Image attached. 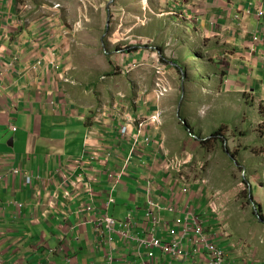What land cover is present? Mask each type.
<instances>
[{
  "label": "crops",
  "instance_id": "obj_1",
  "mask_svg": "<svg viewBox=\"0 0 264 264\" xmlns=\"http://www.w3.org/2000/svg\"><path fill=\"white\" fill-rule=\"evenodd\" d=\"M123 1L118 12L113 11L112 25L125 16L132 47L123 57L115 52L113 73L98 54V59L89 58L82 67L76 64L68 31L59 20L27 19V6L19 0H0V258L4 264H104L107 251L95 241V221L103 213L122 219L134 209V234L144 237L153 231V221L144 215L151 199L161 206L179 199L183 209L206 206L205 196L211 191L201 180L190 182V192L182 194L179 175L185 173L163 169L166 154L173 151L168 129L161 133L162 128H150L154 142L149 151L137 145L141 129L135 125L127 135L120 134L127 117L145 114L138 105L147 104L149 114L161 108L165 121L171 99L179 101L185 91L199 99L216 93H249L254 109L264 108V15L253 12L244 18L242 14L249 6L264 9V0H148L144 7L135 0ZM143 14L144 21L139 22ZM255 32L262 38L252 42L250 35ZM158 47L173 61L169 76H175L172 82L177 83L170 97L159 100L152 99L153 71L145 62ZM199 52L212 56L200 61ZM194 59L197 72L191 75L206 86L200 94L189 90L194 78L188 70L187 83L184 76L176 77L183 62ZM135 60L140 66L133 71H118ZM209 68L216 69L209 73ZM107 73L110 78L103 76ZM202 73L206 82L198 78L204 77ZM125 75L131 79L121 86L124 78L115 76ZM243 136L249 135H232L228 143L236 153L253 144L262 148L254 152L263 160L251 166L248 185L252 203L260 204L264 214V145H259L264 135H253L257 145L243 143ZM15 166L19 172L13 174L10 169ZM111 172L122 174L119 181L109 179ZM26 174L32 176L31 183L25 182ZM111 196L115 201L107 206ZM223 198L229 202L231 197ZM155 213L161 224H173V212L155 209ZM206 219L217 230L215 218ZM254 227L244 229L245 240L237 251L231 239H239L231 237L227 245L230 256L243 264H264V227ZM162 236L169 238L165 231ZM125 243L117 238L116 264H142L134 245L129 248ZM157 257L156 264H170L168 255L158 252ZM192 263L196 264L186 261Z\"/></svg>",
  "mask_w": 264,
  "mask_h": 264
},
{
  "label": "rangeland",
  "instance_id": "obj_2",
  "mask_svg": "<svg viewBox=\"0 0 264 264\" xmlns=\"http://www.w3.org/2000/svg\"><path fill=\"white\" fill-rule=\"evenodd\" d=\"M19 1L23 5L27 6L25 10L28 11H26V14H24V17L25 15L30 17L27 19H37L38 17L42 18L49 16L53 18L52 20H59L61 24L66 26L65 29H67L68 32H66L65 35L69 40L68 43L70 50L74 56L75 63L80 67H82V64H87L89 58L93 61L98 59V56H96L98 54L104 60L105 69H107V66L110 65L111 68L108 69L115 73V68L117 67L112 66V59L114 58V55L117 53L120 57H123L125 54L124 51L130 50L131 45L128 44L130 42L128 30L129 22L125 16H123L124 13L122 14L123 17L121 18V22L118 18V23H114L112 25L113 11L118 12L119 8L124 4L123 0ZM127 1L130 3V0ZM135 2L141 4L142 7H144L148 0H135ZM145 15L146 14L142 15V18H140L139 22L144 21ZM138 46L140 45H136V48ZM101 51L104 53H101ZM89 54H93V57H88ZM197 56H200L201 61V58L204 56L211 57L212 55H206L204 52H199ZM136 58L141 59L140 56H137ZM148 58H150L149 55ZM211 61L214 62L215 60ZM196 62V59H194V61L186 60L183 65L184 70H186V68L190 69V71L188 70L190 73L189 75L194 78V81L196 78L191 74L197 72L194 66V63ZM189 63L191 65L190 67H188ZM146 64H150L149 67H151L153 71L152 81H156V76L159 75V72L156 69L158 67H162L163 63L154 61ZM100 68L101 74L106 72V70L103 68V65H101ZM215 69L216 68H209L208 72L210 73ZM202 75L204 77L198 76V78L206 82L205 78H207V76L203 73ZM103 76L110 78L108 74H104ZM103 78L106 79L105 77ZM116 78H119L120 80L124 78V80L119 82L121 86L125 83L127 84L131 79L129 75H125V77L115 76V79ZM188 79L189 77L187 74L185 79L186 83ZM99 83H101V81H99ZM171 84L173 87L177 85V83L174 81ZM203 85L204 84L202 83L199 85L195 84V92L198 94L204 92L205 88H203ZM98 87L100 88V85ZM171 93H166L163 97L166 96V98H168L169 95L171 96ZM149 94L150 93L148 92L145 94L147 98H149ZM211 94L212 93L207 95ZM186 97L187 98L184 99L181 104H179V101H177L176 98L171 99V108L168 114L165 113L169 119L168 122L167 117L165 121L164 114H159L158 119L160 122H148V124L143 126L144 128H141L139 135H152L150 128L152 131H154V129L155 131H159V129L162 128L161 133H164V131L168 129L167 133L172 135L170 145L173 146V151H170V153L166 155H170V158L173 156V163H176L177 158H180L179 156L183 154V152H190L193 155L192 161L189 164H186L185 162L181 164V166L183 165L181 173H185V176H187L189 182L199 179L202 181L201 184L203 187H208L209 191L219 192V194L222 195H220L221 197H226V195L231 197L229 202L226 201L227 198L220 200L226 213L225 221L227 222V226L225 231L231 236L230 238L225 237L226 239L223 241L220 240L224 237L220 236L217 240L220 241L221 246L226 245L225 248H227V245L230 242L229 239H231V237L240 240L238 241L231 239L232 243L235 242L238 245H241V243L245 240L242 237L243 234H245L244 229L249 227L253 228L254 226V229H257V227H264L263 222L257 218L253 209V205L247 197V192L249 191L248 177H250L253 172L251 166L253 164H256L257 166V161L263 160V157L260 155L256 158L254 152H261L262 148H258L257 150V146H254L253 144V146L249 148H239L238 153H233L232 155H229L226 152V149L229 148V150L232 151L231 144L228 143L229 137L232 135H249L241 137L240 141L243 143L255 142V145H257L258 139H256V136L258 137V135H264V122L262 121L264 118V108L262 107L256 111L253 107L254 104L250 99L249 93H216L215 96H202L201 99H199L197 96H192L190 93H186ZM181 98L182 96L180 97V100ZM152 99H155V97H152ZM140 107H142V110L147 115H149L151 112L148 109L147 104L138 105L139 109L137 110L140 111ZM178 107L180 109V117H184V114L187 115L186 118L188 119V122L186 120L185 121L190 131L186 124H183L181 120L178 119ZM159 113H161V111H159ZM157 114L158 113L154 110L150 116V119L152 121H156ZM153 115H155L154 118L152 117ZM128 123L130 124L128 129L130 130L132 128L131 126L133 121L130 120ZM13 125L16 126L15 124ZM220 127V135L225 138L224 145H221L215 138H210L206 142L195 140L190 142L189 146L186 145V141L188 139H194L191 136L199 135L200 137L205 138V136L211 135L212 132L216 131ZM120 133L122 134L121 130ZM128 133L129 131H127V134ZM181 136L183 137L182 140L180 139ZM178 141H181L179 143L180 145L178 144ZM240 141H238L239 144L241 143ZM259 145H264L263 139H260ZM253 159L254 161H252ZM241 162H243L245 166H243ZM244 168L245 173H243ZM194 170L198 172L193 173ZM174 174L178 173L175 172ZM244 178H246L247 182L244 181ZM224 201L226 203H224Z\"/></svg>",
  "mask_w": 264,
  "mask_h": 264
},
{
  "label": "built area",
  "instance_id": "obj_3",
  "mask_svg": "<svg viewBox=\"0 0 264 264\" xmlns=\"http://www.w3.org/2000/svg\"><path fill=\"white\" fill-rule=\"evenodd\" d=\"M243 15L245 17L250 16L255 12L258 16L264 15V9L261 7L249 6L243 9ZM253 41H258L261 36L258 33L251 35ZM136 64L133 63L132 66ZM159 72L157 75L154 92L157 98L163 97L170 89L165 80V70L164 67H158L156 69ZM157 120L150 122H160L158 119L159 112H157ZM153 118L155 115L152 116ZM131 121H134L131 119ZM148 124V119L140 122V127ZM13 130H16V126L10 125ZM130 124L127 122L122 126V135H127V131L130 132L128 127ZM141 142L144 145L150 146L152 139L150 135L142 136ZM189 161V156H182L181 159L176 160V163H184ZM175 163V164H176ZM173 160L165 164V167L169 170L175 165ZM11 173H18L19 169L15 166L10 169ZM37 178L41 179L39 174L36 175ZM110 180H119L120 176L116 172L108 173ZM32 176L26 174L25 182L31 183ZM183 192L188 191V184H185L182 188ZM115 201L113 196L110 197L107 206ZM178 202L169 203L164 207L165 210H169L175 213L173 219L174 225L170 227L167 224H161V218L155 216L153 210L158 207L159 204L155 200H150V205L145 212V216L148 219H153V231L149 236H138L134 234V229L137 228V212L134 209L128 211L126 216L122 219L115 218L111 216L108 212L103 213L102 216L95 221L96 231H95V241L98 247L106 246V260L105 264H115L118 249L115 247V243L118 239H123L129 247L136 248L139 258L142 259V264H156L157 262V250H161L164 254L171 255L170 264H184L185 261L193 259L197 264H242L236 263L229 257L227 251L224 250L220 245L217 244L215 240V234L211 233L205 224V212L200 208V206H187L186 209H182L177 206ZM209 211L212 216L215 217L220 223L225 220V214L222 204L213 196L207 201ZM181 226L182 228H180ZM167 231L168 234L172 236L170 240H165L161 237L162 231ZM52 250V249H51ZM196 256V257H195ZM195 257V258H194ZM0 264H4L3 260L0 258Z\"/></svg>",
  "mask_w": 264,
  "mask_h": 264
},
{
  "label": "clouds",
  "instance_id": "obj_4",
  "mask_svg": "<svg viewBox=\"0 0 264 264\" xmlns=\"http://www.w3.org/2000/svg\"><path fill=\"white\" fill-rule=\"evenodd\" d=\"M243 11V10H242ZM242 14H243V12H242ZM251 15V14H250ZM237 16H239V14L237 15ZM243 17L244 18H246L244 15H243ZM249 17V16H248ZM255 33H258L260 36H261V33L260 32H255ZM254 33H252L251 35H253ZM251 35H250V39H251ZM262 38V37H261ZM261 40V39H260ZM251 41L252 42H256V41H253L252 39H251ZM259 41V40H258ZM146 43H148V44H150L151 43V41H145ZM132 47V46H131ZM130 47V48H131ZM135 47H136V45H135ZM161 49V47H158V50H154L153 51V53H152V56H151V58H148L147 60H145V62L146 63H151V62H154V61H157V62H161V63H163V67H164V70H165V81H167V83H168V85H170V87H171V89L167 92V93H171L172 91H173V89H174V87L172 86V78H174L175 76H173L171 79H170V76L169 75H171L170 74V70L172 69V63H170V62H173V61H170V60H167L166 58H165V56H163L164 58H162V49ZM125 52V51H124ZM222 62H224L225 63V60H222ZM133 63H135L136 65L135 66H132V64ZM185 62H183V64H184ZM150 65V64H149ZM179 66H180V64H178ZM138 66H140V62H138V60H135V61H131L130 63H128V64H124L123 66H121L120 68H119V71H121L122 73H125V74H128L129 72H131V71H133L134 69H136ZM191 65H190V63L188 64V67H190ZM182 67H184V66H182ZM195 69H196V67H195ZM186 70H189L190 71V69L189 68H186ZM186 70H184V69H182L181 70V73H179V75H180V79H179V75H178V73H177V75H176V77H177V79H179V80H181V78L184 76L185 77V79H186V77H187V75L185 76V73L187 72ZM116 71V70H115ZM188 71V72H189ZM114 73V72H113ZM107 74H109V73H107ZM167 74H168V79H167ZM155 83H156V81H154L153 82V86H152V93H153V97H155L157 100H159V99H163L164 97H162V98H157V96H156V94H155V92H154V88H155ZM194 84H192V86H189L190 87V89L189 90H194V85L195 84H197V85H199L200 83H197V80H195L194 82H193ZM221 84H224V85H226L225 84V81L222 79V82H221ZM219 85H217V87H218ZM203 88H206V86H204L203 85ZM187 90V89H186ZM195 91V90H194ZM182 93V92H181ZM186 91L184 92V93H182L181 94V96H182V98H181V100L179 99V104H181L182 103V101L184 100V99H186L187 97H186ZM202 93H204V92H202ZM120 95H123V93L122 92H120L119 93ZM180 96V97H181ZM166 97V96H165ZM179 107H178V110H177V117H178V119L179 120H181V122L183 123V124H186V126H187V128L189 129V127H188V125H187V123H186V121L188 122V119L186 118V116L187 115H185L184 114V117H185V119H184V117L182 116V117H180L181 115H180V112H179ZM156 112H159V111H161V113L160 114H162V109L161 108H159V109H156L155 110ZM200 111V110H199ZM201 112V111H200ZM150 116H151V114H149V115H147V114H138V115H136V116H130V117H127L126 118V123L127 122H129L131 119H133L134 121H133V123H132V125H135L136 127H138V128H142V127H140V122H143V120H145V119H148V122H149V119H150ZM186 120V121H185ZM145 124V123H144ZM11 125H13V124H11ZM124 125V124H123ZM123 125H121L120 126V129H121V127L123 126ZM146 125V124H145ZM144 125V126H145ZM144 128V127H143ZM132 129V128H131ZM16 130H17V127H16ZM16 130H14V131H16ZM189 131H190V129H189ZM119 132H120V130H119ZM130 133V132H129ZM121 134V133H120ZM122 135V134H121ZM191 135H193V134H191ZM210 136V135H209ZM150 137H151V139H152V142H151V144H150V146H147V145H144L142 142H141V140H142V135H140L139 136V141H138V144L137 145H139L140 144V146H141V148H143V151H149L150 149H151V147H152V144H153V142H154V139H153V135H150ZM191 137H193L194 139H188L186 142L189 144L190 142H192V141H195V140H198V141H200V140H202V139H204V138H202V137H200L199 135H196V136H191ZM208 136H205V138H207ZM223 137V136H222ZM196 143V142H195ZM225 143V142H224ZM136 145V146H137ZM135 152H136V150H135ZM134 152V153H135ZM226 152L229 154V155H232L233 153H236V151H234V152H232V151H230L229 150V148L228 149H226ZM182 156H189V161L188 162H185L186 164H189L191 161H192V157H193V155L190 153V152H187V153H184L183 152V154H181L179 157L180 158H178V159H181V157ZM130 159H132V155H130L129 157H128V160H130ZM173 159V156L170 158V156H168V158L166 159V161H165V163H164V170L166 169V170H168L166 167H165V164L166 163H168L169 161H171ZM146 160H150L149 158H147ZM181 164H183V163H176L175 165H174V167H172L171 169H169L168 171H172V172H177L178 174L179 173H181V170H182V168H183V165L181 166ZM185 167V166H184ZM13 174H15V173H13ZM29 175V174H28ZM119 176L121 177L122 176V174H119ZM179 178H180V187H179V192H181L182 194L184 193V194H188L189 192H190V188H191V183L189 182V180H188V178H187V176H184V175H182V174H180L179 175ZM120 179V178H119ZM244 179H246V178H244ZM111 181H113V180H111ZM116 181V180H115ZM117 181H119V180H117ZM246 182H247V180H246ZM185 184H188V191L187 192H183V190H182V188H183V186L185 185ZM249 191H250V188L248 189ZM210 196H213V197H215L216 199H218L219 200V202L221 203V201H220V198H221V196H220V194L218 193V192H209V193H207V195L205 196V198H206V206L204 207V206H201V205H186L185 207H184V209H186L187 208V206H200V208L202 209V210H204V212H205V221H204V224H205V226L208 228V229H210L211 230V233L212 234H215L214 236H215V240H216V242H217V244L218 245H220V243H219V241L217 240L218 239V237H220V236H223V237H227V238H230V236L231 235H229L225 230V228H226V226H227V222L224 220V225H222L223 223H220L215 217V219H214V222L215 221H217V230H213V228H212V226L211 225H209V223H208V220L206 219V216H210V217H213L212 216V213L209 211V208H208V204H207V201H208V199L210 198ZM114 197V196H113ZM250 201H251V203H252V197H251V195H250ZM152 200V199H151ZM153 200H155V199H153ZM156 201V200H155ZM176 202H178V204H177V206L178 207H180V208H182L181 206V202H180V200L179 199H176V201L174 202V201H172V202H169V203H176ZM156 203H158L157 201H156ZM168 203V204H169ZM186 203V202H185ZM159 204V203H158ZM168 204H166V205H163V206H161L160 204H159V206H160V208H158V207H156L155 209L158 211H160L161 209H164V207L165 206H167ZM222 204V203H221ZM149 205H150V202H149ZM252 205H253V209L255 208L254 207V203H252ZM223 206V205H222ZM148 209V208H147ZM146 209V210H147ZM155 209L153 210V212H154V214H155V216H157V217H159V218H161L160 217V215H157L156 213H155ZM183 209V208H182ZM183 209V210H184ZM223 209H224V207H223ZM165 210V209H164ZM169 211V210H168ZM170 212H172V211H170ZM174 213V212H173ZM175 214V213H174ZM224 214H225V219H226V213H225V209H224ZM144 215H145V213H144ZM175 217V216H174ZM259 219V218H258ZM150 221H153V219L151 218V219H149ZM162 220V218L160 219V221ZM155 223H154V221H153V225H154ZM152 225V226H153ZM167 225H169L170 227H172L173 225H174V223L173 224H168L167 223ZM180 228H182L181 226H179ZM162 231V230H161ZM163 232V231H162ZM162 232H161V237L163 238V239H165V240H170L171 238H172V236L170 235V234H168V232L165 230V232L168 234V239H166V238H164L163 236H162ZM138 236H140V235H138ZM147 236H149V235H147ZM142 237V236H141ZM234 245V246H233ZM128 246V245H127ZM221 246V245H220ZM241 245H238L237 243H233L232 245H231V247L234 249V251H237L238 249H239V247H240ZM105 247V249H106V251H107V248H106V246H104ZM129 247V246H128ZM222 248H224V250L225 251H227L228 252V254H229V257L232 259V260H234L236 263H242L243 264V262H239L238 260L239 259H237L236 257H234V258H232L231 256H230V252H229V250L227 249V248H225L226 246H221ZM130 248V247H129ZM158 252H161V253H163L160 249L159 250H157V253ZM164 254V253H163ZM164 255H168L169 257H170V261H171V255L170 254H164ZM107 256V255H106ZM196 257V256H195ZM194 257V258H195ZM106 260V259H105ZM105 260H104V264H105ZM169 261V262H170ZM188 261H191V262H194L193 261V259H189ZM116 262L118 263V261H117V257H116V261H115V264H116ZM184 264H186V261H185V263ZM193 264V263H192ZM197 264V263H196Z\"/></svg>",
  "mask_w": 264,
  "mask_h": 264
},
{
  "label": "trees",
  "instance_id": "obj_5",
  "mask_svg": "<svg viewBox=\"0 0 264 264\" xmlns=\"http://www.w3.org/2000/svg\"><path fill=\"white\" fill-rule=\"evenodd\" d=\"M160 50H161V49H160ZM162 58H164L163 55H162ZM220 133H221V127H220L219 129H217L216 131L212 132V134H211L210 136H208L207 138L202 139L201 142H206V141H208L210 138H215L217 141H219V143H220L221 145H224L225 138L222 137V135H220ZM244 181H246V179H244ZM250 195H251V192L248 191V192H247V197H248L249 200H251V199H250ZM254 207H255V208H254V212H255L257 218H259V220H260L261 222L264 223V214H263V212H262V207H261V205H260V204H256V203H254Z\"/></svg>",
  "mask_w": 264,
  "mask_h": 264
},
{
  "label": "water",
  "instance_id": "obj_6",
  "mask_svg": "<svg viewBox=\"0 0 264 264\" xmlns=\"http://www.w3.org/2000/svg\"><path fill=\"white\" fill-rule=\"evenodd\" d=\"M10 141H11V139H10Z\"/></svg>",
  "mask_w": 264,
  "mask_h": 264
}]
</instances>
